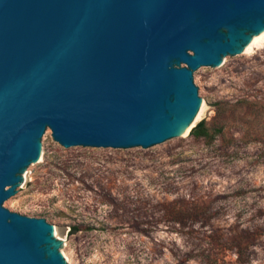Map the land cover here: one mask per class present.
Wrapping results in <instances>:
<instances>
[{
	"label": "water",
	"instance_id": "95a60500",
	"mask_svg": "<svg viewBox=\"0 0 264 264\" xmlns=\"http://www.w3.org/2000/svg\"><path fill=\"white\" fill-rule=\"evenodd\" d=\"M264 43V0H0V264H71L13 202L68 147L190 132L203 71Z\"/></svg>",
	"mask_w": 264,
	"mask_h": 264
},
{
	"label": "rangeland",
	"instance_id": "374dc122",
	"mask_svg": "<svg viewBox=\"0 0 264 264\" xmlns=\"http://www.w3.org/2000/svg\"><path fill=\"white\" fill-rule=\"evenodd\" d=\"M199 96L197 121L223 124L211 144L53 140L13 205L67 234L71 264H264V43L207 67Z\"/></svg>",
	"mask_w": 264,
	"mask_h": 264
},
{
	"label": "trees",
	"instance_id": "16d2710c",
	"mask_svg": "<svg viewBox=\"0 0 264 264\" xmlns=\"http://www.w3.org/2000/svg\"><path fill=\"white\" fill-rule=\"evenodd\" d=\"M216 110L219 114V110ZM189 135L193 139H202L204 143L211 144L223 135V124L216 123L215 119L210 121L202 118L191 128Z\"/></svg>",
	"mask_w": 264,
	"mask_h": 264
},
{
	"label": "bare ground",
	"instance_id": "6f19581e",
	"mask_svg": "<svg viewBox=\"0 0 264 264\" xmlns=\"http://www.w3.org/2000/svg\"><path fill=\"white\" fill-rule=\"evenodd\" d=\"M199 107H200V106H199ZM198 110H199V109H198ZM198 117H199V111H197V113H196L195 122L197 121ZM186 133H187V132H186Z\"/></svg>",
	"mask_w": 264,
	"mask_h": 264
}]
</instances>
